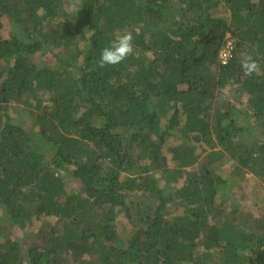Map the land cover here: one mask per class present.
<instances>
[{
  "label": "trees",
  "instance_id": "obj_1",
  "mask_svg": "<svg viewBox=\"0 0 264 264\" xmlns=\"http://www.w3.org/2000/svg\"><path fill=\"white\" fill-rule=\"evenodd\" d=\"M0 264H264V0H0Z\"/></svg>",
  "mask_w": 264,
  "mask_h": 264
},
{
  "label": "clouds",
  "instance_id": "obj_2",
  "mask_svg": "<svg viewBox=\"0 0 264 264\" xmlns=\"http://www.w3.org/2000/svg\"><path fill=\"white\" fill-rule=\"evenodd\" d=\"M134 50L133 33L127 30H117L114 38L102 48L96 62L97 66L104 68L106 66L118 65L133 55ZM229 58L230 53H226L223 62L227 63V59ZM240 65L245 76L256 74L260 69L257 59L252 54L244 55L240 60Z\"/></svg>",
  "mask_w": 264,
  "mask_h": 264
},
{
  "label": "rangeland",
  "instance_id": "obj_3",
  "mask_svg": "<svg viewBox=\"0 0 264 264\" xmlns=\"http://www.w3.org/2000/svg\"><path fill=\"white\" fill-rule=\"evenodd\" d=\"M79 41V40H78ZM77 41V42H78ZM80 42V41H79ZM76 47V45L74 44L73 46H71V49L70 50H67V51H63V52H61V53H63V54H69V53H71L72 51H73V49ZM45 59H47V60H52V61H56V59L55 58H53V57H51V56H45ZM235 100V99H234ZM241 105H245V103H243V102H241ZM21 109H22V107L21 106H19L18 107V109H17V113H15V116H16V120L17 119H19L20 121H23L24 123H25V125L26 126H31V128H32V125H33V121H32V119L27 115V117H24L23 116V114L22 113H20L21 112ZM15 120V121H16ZM38 142V141H37ZM201 143H199V144H197L198 146L200 145ZM198 149V153H201V152H203V149H204V147H198L197 148ZM223 174H226L225 172H223ZM60 175L61 176H63V177H65V180H66V183H67V188L68 189H70V190H75V188H78L79 187V181H77V180H73L72 179V176L69 174V173H66L65 171H63L62 173H60ZM253 179H254V177H253ZM52 218H54V220L56 219V216H52ZM14 232L15 233H17V234H19V233H24L25 232V230H22V228H20V227H18V226H16V228H14ZM135 231H133V226H127V229L125 230V231H122V232H120L121 233V236H122V238H123V240H121V241H118L117 243H119V242H121V243H124V245H126V243H127V241H128V236L129 235H133V233H134ZM20 234V235H21ZM22 236H23V234H22ZM23 240V239H22ZM123 241V242H122Z\"/></svg>",
  "mask_w": 264,
  "mask_h": 264
},
{
  "label": "built area",
  "instance_id": "obj_4",
  "mask_svg": "<svg viewBox=\"0 0 264 264\" xmlns=\"http://www.w3.org/2000/svg\"><path fill=\"white\" fill-rule=\"evenodd\" d=\"M226 53H230V57H231V42H229L228 45L224 49H222V51L220 53V60L222 63H224L223 60L225 58ZM227 62H228V59H227ZM224 64H226V63H224Z\"/></svg>",
  "mask_w": 264,
  "mask_h": 264
}]
</instances>
